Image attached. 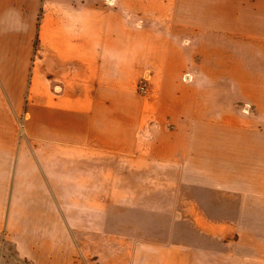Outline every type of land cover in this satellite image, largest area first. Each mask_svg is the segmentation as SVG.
Segmentation results:
<instances>
[{"label":"crops","instance_id":"0c3cea01","mask_svg":"<svg viewBox=\"0 0 264 264\" xmlns=\"http://www.w3.org/2000/svg\"><path fill=\"white\" fill-rule=\"evenodd\" d=\"M4 244L264 264V0H0Z\"/></svg>","mask_w":264,"mask_h":264},{"label":"rangeland","instance_id":"374dc122","mask_svg":"<svg viewBox=\"0 0 264 264\" xmlns=\"http://www.w3.org/2000/svg\"><path fill=\"white\" fill-rule=\"evenodd\" d=\"M22 128H23L22 127V122L20 121L19 122V129H20L21 132H22ZM1 256L4 257L5 260L7 258H10V257L13 256L12 251L10 250V248L8 247V245L4 244V246H2V250L0 249V257Z\"/></svg>","mask_w":264,"mask_h":264},{"label":"built area","instance_id":"2783aa9c","mask_svg":"<svg viewBox=\"0 0 264 264\" xmlns=\"http://www.w3.org/2000/svg\"><path fill=\"white\" fill-rule=\"evenodd\" d=\"M142 21H139V23H141ZM186 78H188V76L186 75L185 77H184V79H186ZM138 91H139V93H141V94H145L146 93V85H145V83L144 82H140V84H139V86H138ZM248 106H246L245 107V112H247V110H248V108H247Z\"/></svg>","mask_w":264,"mask_h":264},{"label":"trees","instance_id":"16d2710c","mask_svg":"<svg viewBox=\"0 0 264 264\" xmlns=\"http://www.w3.org/2000/svg\"><path fill=\"white\" fill-rule=\"evenodd\" d=\"M36 46H37V37L35 38V41H34V49H36Z\"/></svg>","mask_w":264,"mask_h":264}]
</instances>
